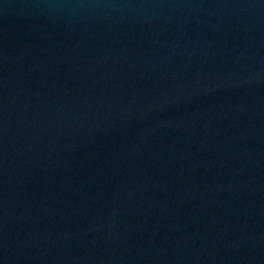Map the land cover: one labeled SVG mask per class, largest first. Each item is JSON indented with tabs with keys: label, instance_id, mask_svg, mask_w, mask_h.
Here are the masks:
<instances>
[{
	"label": "water",
	"instance_id": "obj_1",
	"mask_svg": "<svg viewBox=\"0 0 264 264\" xmlns=\"http://www.w3.org/2000/svg\"><path fill=\"white\" fill-rule=\"evenodd\" d=\"M0 264H264V0H0Z\"/></svg>",
	"mask_w": 264,
	"mask_h": 264
}]
</instances>
